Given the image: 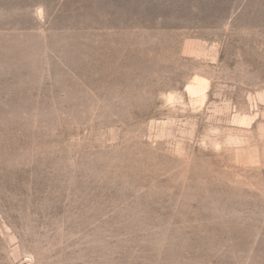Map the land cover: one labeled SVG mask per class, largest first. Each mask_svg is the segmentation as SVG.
Listing matches in <instances>:
<instances>
[{
  "label": "rangeland",
  "instance_id": "rangeland-1",
  "mask_svg": "<svg viewBox=\"0 0 264 264\" xmlns=\"http://www.w3.org/2000/svg\"><path fill=\"white\" fill-rule=\"evenodd\" d=\"M0 264H264V0H0Z\"/></svg>",
  "mask_w": 264,
  "mask_h": 264
}]
</instances>
